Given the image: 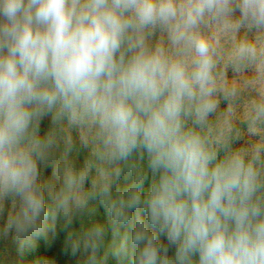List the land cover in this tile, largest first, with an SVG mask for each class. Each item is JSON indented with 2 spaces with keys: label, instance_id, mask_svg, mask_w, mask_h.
<instances>
[{
  "label": "clouds",
  "instance_id": "1",
  "mask_svg": "<svg viewBox=\"0 0 264 264\" xmlns=\"http://www.w3.org/2000/svg\"><path fill=\"white\" fill-rule=\"evenodd\" d=\"M60 232L74 264H264V0H0V262Z\"/></svg>",
  "mask_w": 264,
  "mask_h": 264
},
{
  "label": "rangeland",
  "instance_id": "2",
  "mask_svg": "<svg viewBox=\"0 0 264 264\" xmlns=\"http://www.w3.org/2000/svg\"><path fill=\"white\" fill-rule=\"evenodd\" d=\"M229 77L232 76L231 70H229ZM226 107L225 103H221V110H223ZM82 162V161H77ZM52 169L44 171L45 177L51 176ZM126 183L125 180H123V185ZM122 186V184H121ZM63 232H60L57 239L55 241H52L50 236H40V237H34L33 240L29 245H27L22 254H13V261L14 264H43V260L47 256H51V251L56 247V245L60 244V236L63 235ZM1 246H5V244L0 243ZM4 252V251H2ZM1 255V254H0ZM2 264V262H0ZM116 264V262L114 263Z\"/></svg>",
  "mask_w": 264,
  "mask_h": 264
},
{
  "label": "trees",
  "instance_id": "3",
  "mask_svg": "<svg viewBox=\"0 0 264 264\" xmlns=\"http://www.w3.org/2000/svg\"><path fill=\"white\" fill-rule=\"evenodd\" d=\"M50 123L49 118H45L44 121L42 122L41 125V131H45L48 127ZM74 160L77 161H82L84 159V154L80 153L79 155L73 154L72 157ZM50 168H48L47 170H49ZM121 184L123 186V179L121 181ZM94 207H95V212L94 213H89L86 214L83 217V224L85 226H87L88 224L92 223V222H103L106 223L107 222V217L105 215V210L103 208V206H101L98 202H94ZM81 225V221H76V227L79 228ZM65 235V233L63 235L60 236V240L63 238V236ZM110 234L108 236V240H110ZM60 244L56 245V247L50 252L51 253V257L54 258L56 264H74V258H72L70 255H65L62 249V244L61 242H59ZM5 250V246H1L0 245V254L2 255ZM101 256L103 257V250L101 251ZM115 261L111 258H109L108 260V264H114Z\"/></svg>",
  "mask_w": 264,
  "mask_h": 264
}]
</instances>
